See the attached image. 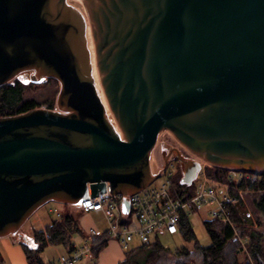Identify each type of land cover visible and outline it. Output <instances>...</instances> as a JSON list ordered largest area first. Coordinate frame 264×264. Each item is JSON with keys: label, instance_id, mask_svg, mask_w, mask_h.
Here are the masks:
<instances>
[{"label": "water", "instance_id": "95a60500", "mask_svg": "<svg viewBox=\"0 0 264 264\" xmlns=\"http://www.w3.org/2000/svg\"><path fill=\"white\" fill-rule=\"evenodd\" d=\"M24 72L59 82L58 108L0 117V238L48 202L142 191L170 151L192 184L200 162L158 155L166 130L264 173V0H0V87Z\"/></svg>", "mask_w": 264, "mask_h": 264}, {"label": "trees", "instance_id": "16d2710c", "mask_svg": "<svg viewBox=\"0 0 264 264\" xmlns=\"http://www.w3.org/2000/svg\"><path fill=\"white\" fill-rule=\"evenodd\" d=\"M47 81L56 82L54 79ZM31 83L34 84V82ZM26 90L27 84L18 78L0 87V117L17 115L41 106L35 99L25 97ZM230 171V169L218 166L204 168V173L208 178L227 183L231 188L227 189L226 193L238 198L236 205L231 208L232 220L235 226L219 219L204 220L205 229L211 239V244L204 247L197 240L190 218L182 216L179 223V232L176 235H182L187 241H194L193 248L180 247L172 252L160 243L158 236L149 245L126 251L125 258L119 264H250L247 260L245 263L241 261V254L245 250L241 238L247 241L248 257H250L252 263L264 264L262 235L257 229L244 227V223L250 222V214L246 211L239 193L242 190H249L259 194L254 200V205L264 219V173H253L254 180L243 178L233 182ZM172 182L173 190L178 196L182 198L194 196L196 182L190 185L183 183L181 176H178V171ZM259 225L261 224L259 223ZM31 229V235L19 241L28 264H45L41 253L48 245L62 246L67 253H71L74 250L72 238L75 235L84 236L79 221L71 213L64 216L58 214L57 218H52L47 223L45 229L34 227ZM103 238L92 237V244H97L93 252L97 253L106 245L107 241H103ZM29 239L33 241V245L28 244ZM0 263L4 264L1 258Z\"/></svg>", "mask_w": 264, "mask_h": 264}, {"label": "built area", "instance_id": "2783aa9c", "mask_svg": "<svg viewBox=\"0 0 264 264\" xmlns=\"http://www.w3.org/2000/svg\"><path fill=\"white\" fill-rule=\"evenodd\" d=\"M164 180L156 187H147L132 194L113 195L111 192H99L98 196L81 201L78 206L85 213L101 212L107 223L106 236L103 241L117 239L123 247H128L138 240L140 245L151 244L159 235H176L182 216L190 218L195 210L210 204L211 219H219L231 226L232 206L238 202L237 197L230 194L218 195L217 191L202 184L196 194L190 198H182L173 190L172 174L166 169L162 175ZM129 203V211H123V204ZM136 222V224H135ZM97 230H91L90 236L81 244H74V250L59 257L50 264H78L90 255L97 244L90 242V237H99Z\"/></svg>", "mask_w": 264, "mask_h": 264}, {"label": "rangeland", "instance_id": "374dc122", "mask_svg": "<svg viewBox=\"0 0 264 264\" xmlns=\"http://www.w3.org/2000/svg\"><path fill=\"white\" fill-rule=\"evenodd\" d=\"M30 75L31 74L29 72H24V73H21L19 76H17L18 79H20L25 84H27V90L25 91V97L29 98V99L32 98V99H35L36 101H38V103L41 105L39 107L50 108L52 106V109H57L58 107H57V104L55 102V98H56V91L60 87L59 82L58 81L48 82L47 80H51V79H46V80L39 82V83L34 82V84H33V83H31L32 81L30 80ZM35 83H37V84H35ZM109 110H110L109 116L111 118V121L124 134L123 130L121 129V127L117 123V121L113 115L112 110L110 108H109ZM165 141L172 144L175 147V149L183 157L201 163V169L198 172L197 177L193 181V182H196V190H195L196 192L201 187V185L204 184V185H206L207 188H209V189L212 188L213 190L217 191L218 192L217 194L220 196H223V194H227L226 193L227 189L231 188L227 183H222V182H218L214 179H210L204 173L205 167H210V166H214V165L202 160L201 158H199L195 154L191 153L168 130L162 132L159 136V139H158L157 152H158V155L160 157H162V158L165 157L163 147H162V144ZM169 155H170V159L167 163L168 166L167 167H166V165L164 166L165 170L167 169L168 172H171L172 177H174V175L178 171V176H181V179H182L184 176V164L182 161L178 162V158H180V156H176L173 151H170ZM182 159H184V158H182ZM230 170H231L230 172L232 174V181L233 182H236L235 180H239V179H243V178L252 179V180L255 179V176L253 175V173L251 174L250 172L235 170V169H230ZM157 172H159V171H157ZM163 180H164V177L160 176L158 179H156L150 185V187L152 188V187H156V186L160 185ZM196 192H195V194H196ZM239 193H240L241 199L245 205L246 211L250 214V222L244 223V227L251 228V229H257V231L260 232V234L262 235L261 241H262L263 248H264V219L262 218V216L257 211V209L255 208V205H254V200L259 196V194L254 193V192L249 191V190H242ZM234 197H236V196H234ZM212 208H213V206L208 204L203 208L195 210L194 213H192L190 216V221H191V224H192L193 229L195 231L197 240L204 247H207L211 244V239H210V237H209V235L205 229V226H204V220L210 219L209 211ZM68 213H71L79 221V224H80L82 217L85 215V212L82 211L78 206H70V205L61 204V203H57V202H48L47 204L42 206L27 221V223L20 229V231H18L19 232L18 234L30 236L32 233V229H31L32 227L41 228V224H39L40 221H39L38 217L45 219V220L46 219L51 220L52 218H57L58 214L64 216ZM259 223L261 225H259ZM135 224H136V222H135ZM7 237L12 238L11 240L13 242L15 239L17 241H20L22 239L17 234H16V236L14 235L13 237L12 236H7ZM82 240H84V239H82ZM159 241L164 247L169 248L172 252H174L177 248H180V247H187V248L191 249L195 245L194 241H187L182 235L174 236V235H169V234H161V235H159ZM13 242H11V243L14 244ZM241 242L245 248L244 252L241 254V261L243 263H245L247 260L248 262H250V264H253L250 257H248V248H247L248 244H247L246 239L243 240V238H241ZM28 244L33 245V241H31V239H29ZM22 253H23V256H25L24 251H22ZM43 257L45 259H48L49 253L47 251H44ZM52 257H55V255L50 254L49 259H51ZM59 257L60 256H58V258L55 259V261H57L59 259ZM0 258L1 259L4 258L2 251H0Z\"/></svg>", "mask_w": 264, "mask_h": 264}, {"label": "crops", "instance_id": "0c3cea01", "mask_svg": "<svg viewBox=\"0 0 264 264\" xmlns=\"http://www.w3.org/2000/svg\"><path fill=\"white\" fill-rule=\"evenodd\" d=\"M39 224L41 228L45 229L49 219L39 218ZM80 227L84 232V236L75 235L72 238L74 244H81L82 239L88 238L90 236L91 230H97L99 232V237L106 236V231L108 228V223L101 212H88L82 217L80 221ZM102 235V236H101ZM13 237V236H12ZM10 237L0 238V251L3 253V262L4 264H28L26 255L23 256V248L20 245L19 241L16 239L14 242ZM92 237H90V242ZM120 243H118V242ZM13 242L14 244H12ZM92 243V242H91ZM135 243V244H134ZM141 246L138 240L132 242L127 248L123 247L121 242L117 239H108L106 245L102 247L97 253L93 252L84 258L83 261L78 264H119L121 260L125 258V253L128 250ZM47 251L49 253L48 259L43 257V252ZM41 253V257L45 264H50L58 256L66 254L67 251L62 246L48 245L46 249ZM25 253V252H24ZM50 254L55 255V257L50 258Z\"/></svg>", "mask_w": 264, "mask_h": 264}, {"label": "bare ground", "instance_id": "6f19581e", "mask_svg": "<svg viewBox=\"0 0 264 264\" xmlns=\"http://www.w3.org/2000/svg\"><path fill=\"white\" fill-rule=\"evenodd\" d=\"M109 108H110V106H109V103H108V106H107V109H108V113H109V115H110V110H109ZM111 109V108H110ZM116 126V125H115ZM116 129L121 133V134H123L118 128H117V126H116Z\"/></svg>", "mask_w": 264, "mask_h": 264}, {"label": "flooded vegetation", "instance_id": "af4514ba", "mask_svg": "<svg viewBox=\"0 0 264 264\" xmlns=\"http://www.w3.org/2000/svg\"><path fill=\"white\" fill-rule=\"evenodd\" d=\"M181 160L180 159H178V162H180Z\"/></svg>", "mask_w": 264, "mask_h": 264}]
</instances>
